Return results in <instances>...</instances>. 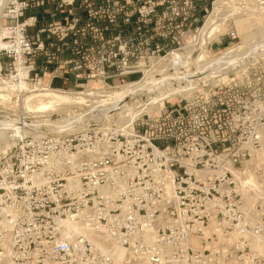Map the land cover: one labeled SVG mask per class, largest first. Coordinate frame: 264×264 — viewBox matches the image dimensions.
<instances>
[{"label": "rangeland", "instance_id": "374dc122", "mask_svg": "<svg viewBox=\"0 0 264 264\" xmlns=\"http://www.w3.org/2000/svg\"><path fill=\"white\" fill-rule=\"evenodd\" d=\"M158 1L169 2L166 7L179 14L171 20L166 43L187 68L161 67L171 47L157 63L144 52V66L160 81L192 74L188 81L200 87L154 111H148L150 99L141 98L143 111L130 123L121 121L126 108L111 105L109 95L140 77L114 78L107 82L110 87L85 83L60 90L70 97L92 96L82 105L40 115L29 107L38 100L36 88L50 89L30 72L39 51L35 46L31 55L20 51L30 72L24 81L28 89L17 85L13 91L19 55L0 48V236L20 240L13 252L25 249L33 261L56 262V246L69 242L79 262L97 248L115 253L116 264H264V0H234L226 8L231 17L208 41L201 30L214 16L217 0ZM9 5L0 17V44H14L13 35L3 30L15 26L8 19ZM166 7L160 11L168 21ZM149 24V30L166 32L163 22ZM238 47L242 51L234 61L248 63L253 80L245 89L236 82L244 96L237 88L220 94V78L205 82V61ZM90 175L101 186L124 190L120 199L137 217L128 227L130 244L123 246L92 222L99 214L120 215L116 209L122 202L88 188ZM78 237L87 240L76 242ZM152 256L159 261L151 262ZM73 261L61 255L62 264Z\"/></svg>", "mask_w": 264, "mask_h": 264}, {"label": "built area", "instance_id": "2783aa9c", "mask_svg": "<svg viewBox=\"0 0 264 264\" xmlns=\"http://www.w3.org/2000/svg\"><path fill=\"white\" fill-rule=\"evenodd\" d=\"M144 1L14 0L10 1L6 11L8 19L15 22V26L10 29L21 28L20 45L23 51L29 52L28 55H31L35 46V51H39L35 52V60L40 55L47 56L51 65L63 66L77 82H84L82 87L85 83L87 85L98 83L97 85L110 87L107 82L114 78L123 80L138 76L140 78L137 79V82L146 80V75L151 71L146 70L143 63L144 58L140 57L144 52L146 55L151 54L154 57L152 62L157 63L164 48L171 47V51H175L173 45H168L166 42L171 39L169 32L172 26L171 20L179 17V14H176L175 10H171L170 7H166V3L169 4V2ZM161 7H166L169 10L166 16L170 17L168 21L162 18L165 14L160 11ZM30 11H43L48 16L45 27L38 31L35 38H31V35L27 33L28 30L36 27L38 15L25 18V15ZM22 18L24 21H21ZM151 21H156L158 26L163 22L162 27L166 32L149 30ZM230 38L235 40L236 35L232 33ZM164 43L167 45L163 46ZM35 60L34 64L29 66L32 73L36 70ZM234 65L235 67L228 72L226 81H218L220 84L217 85V91L220 94H225L227 91L237 88L240 90L239 95L244 96L241 86L238 88L236 82L240 80L245 89V82L250 83L253 80V68L244 61ZM34 78L40 80L35 75ZM48 87L52 89L50 86ZM140 125L144 126L143 123ZM154 141L150 140L151 147L159 150ZM89 180L90 183L86 184L87 187L94 186L93 190L98 195L102 194L106 199L114 198L116 202H122V206L116 209L121 212L120 215L99 214L92 222L94 225L106 227L112 236L123 242V246L130 244L128 227L136 224L137 217L120 199L124 190L120 186L113 189L101 186V181L95 175H90ZM76 218L79 217L76 216ZM2 237L0 236V264H62L61 255L63 253L72 257L75 264H116L117 260L115 253H104L94 248L85 254V262H79L75 260L78 256L71 252L72 246L68 242L56 246L54 254L58 261H33L30 253L25 249L23 252H20L19 249L17 252L12 251L16 249V244L20 240L16 238L8 240L6 236ZM12 240H14L13 244H11ZM85 240H87L86 237H78L75 241L83 242ZM150 260L155 263L159 261L155 256H152Z\"/></svg>", "mask_w": 264, "mask_h": 264}, {"label": "bare ground", "instance_id": "6f19581e", "mask_svg": "<svg viewBox=\"0 0 264 264\" xmlns=\"http://www.w3.org/2000/svg\"><path fill=\"white\" fill-rule=\"evenodd\" d=\"M10 1H14V0H0V17L3 16L2 10H4L6 4ZM233 2H234V0H217L215 2L214 14H213L214 16H212L206 22L203 29L201 30V36L205 41H208L209 39L214 37L215 34H217L219 31H221V28H223L222 27L223 22L231 17L229 15L230 13H228V12L226 13V8L231 4L233 5ZM236 14L237 13H235V15ZM235 15H232V16H235ZM0 26H1V24H0ZM3 30L5 33L7 32V35H8V33L13 35V37L16 39V41L14 42V44L1 43L0 48L1 49H7V50H16V52H18V55H19L18 59H17V74H16V76L12 77V79H14V83L10 84V85H12V90L17 85H19L20 88L27 90L28 86L26 83H24V81L26 80V78L28 76L29 68L25 65V59L22 56V54L20 53V51H22V47L20 45V40L22 39V30H21V28H15V29H4L3 28ZM5 33H4V35H5ZM241 51H242L241 47L234 48V50L226 51L225 55L222 58H219L216 60L209 59V60L205 61V64L203 67V72L207 74L204 77L206 79L205 82L207 80H209V82H210V80H211V82H214V79H216V78H220V80H218V81L225 80L228 72H230L235 67L234 64L241 63V61H236V63L234 61V59L237 58L236 54L241 52ZM172 65L176 66V68L181 67L180 68L181 70H185L187 68V61L181 55H179V53L177 51H175L173 53H170L169 57L166 58V60L164 61V64L161 67L162 68L171 67ZM191 76H192V74H189V75L179 74L178 76H176V78H171V79L168 78L167 80L160 81L157 79L155 80V77L153 78L152 76H150L148 74V75H146V80L143 82H137L136 81V82H132V83L122 84L121 86H119L118 89L121 92H117V93H113L112 95H109V98L111 99L110 104L111 105L113 104L115 108H119L122 110L126 108V110H123V112L121 113L122 114L121 121H123V123H125V124L128 122L130 123L134 119H136V117L143 111V110L141 111L140 109L142 106H145V105H141V101L144 100V99L142 100L141 98H145L146 100H147V98H149L150 101H148V102H149L151 108L149 107L150 109H148V111H152V110L154 111V109L161 108L164 105L163 103L165 100L199 88L200 86H195L194 84H192L188 81L191 79ZM19 81H21V82H19ZM205 82H202L201 84H204ZM97 84L98 83H91L90 85L96 86ZM8 86H9V84H8ZM79 88H82V86H80ZM36 90L39 92L38 94L35 95L36 98H38V100L35 101L36 100L35 99L34 100L35 102L30 104L29 107L31 109H33L34 112H39V113L41 112L40 115L42 113L45 114L46 112L49 113L50 110L53 111L52 109L68 110L69 107H71L73 105H82L86 102V97L92 96V94H91L92 92L91 93L89 92L90 94H88V95L85 93L86 94L85 97L82 96V93L79 94L80 96L70 97L71 95L64 94L60 90L59 91L58 90L53 91L51 89L40 90L38 88H36ZM13 91H15V90H13ZM7 95L8 94H6V96ZM135 95H139L140 97L135 98L134 97ZM0 96L3 98V95H0ZM6 98L7 97H5L4 99L6 100ZM10 98L11 97L9 96L8 99H10ZM131 99H133V101L134 100H136V101L133 103H130L129 101ZM104 101H105V99H104ZM104 101H100V102L103 103ZM102 105H106V103H104ZM107 110H108V108H107ZM44 114H42V115H44ZM58 118H59V116H58ZM52 119H53V117H52ZM70 121H71V119H70ZM50 123H51V121H50ZM71 124H73V122ZM246 183H251V181H247ZM117 261H118V259H117Z\"/></svg>", "mask_w": 264, "mask_h": 264}, {"label": "crops", "instance_id": "0c3cea01", "mask_svg": "<svg viewBox=\"0 0 264 264\" xmlns=\"http://www.w3.org/2000/svg\"><path fill=\"white\" fill-rule=\"evenodd\" d=\"M38 15V22L35 28L30 29L31 38H35L38 31L42 30L48 16L46 12L30 11L25 15V18ZM36 70L34 72L35 77L40 78V81L44 82L47 86L55 88L57 90H72L78 89L84 82H77L71 74H69L63 66L51 65L48 57L40 55L35 60Z\"/></svg>", "mask_w": 264, "mask_h": 264}]
</instances>
